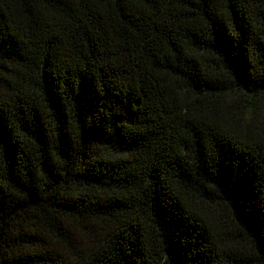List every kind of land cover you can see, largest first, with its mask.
Here are the masks:
<instances>
[{
  "label": "trees",
  "instance_id": "1",
  "mask_svg": "<svg viewBox=\"0 0 264 264\" xmlns=\"http://www.w3.org/2000/svg\"><path fill=\"white\" fill-rule=\"evenodd\" d=\"M0 264H264V0H0Z\"/></svg>",
  "mask_w": 264,
  "mask_h": 264
}]
</instances>
